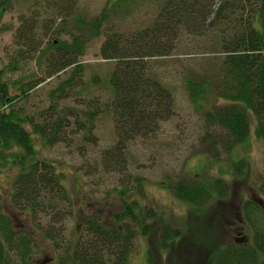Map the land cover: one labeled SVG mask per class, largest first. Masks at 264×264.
Here are the masks:
<instances>
[{"label":"trees","instance_id":"16d2710c","mask_svg":"<svg viewBox=\"0 0 264 264\" xmlns=\"http://www.w3.org/2000/svg\"><path fill=\"white\" fill-rule=\"evenodd\" d=\"M11 2L0 0L1 14ZM148 2L152 13L147 23L127 29L126 21L138 0H108L102 12L90 20L75 17L77 0H36L34 4L50 12L51 20H59L57 39L34 47L33 30L39 26L42 15L38 12L30 19L25 17L15 36L18 54L27 47L28 51H38L40 58L51 56L50 76L72 68L57 89L61 96L65 93L63 85L73 84L82 75L79 59L88 43L104 36L100 56L116 62L109 84L118 135L113 150L105 154V162L122 161L128 141L157 132L160 123L174 115L172 92L153 70L163 59L190 46H204L213 54L192 73L186 87L195 110L227 138V152L248 141L252 123L256 138L264 141V0ZM64 35L68 38L62 39ZM11 66L12 70L18 69L17 61ZM32 89L31 85L21 87V94L11 97L0 83V167L14 166L20 170L12 196L13 207L31 214L34 229L53 252L49 263L128 264L136 234L149 236L153 232L150 223L155 220V212L128 201L129 190L124 185L120 190L122 213L110 215L109 221L100 213L91 214L82 229L68 235L66 218L73 215L74 205L56 164L38 159L33 139V135L42 141L56 139L63 119L58 116L52 125H41L17 108L16 101ZM49 110L59 115L55 101ZM97 113L98 109L88 111V118L93 121ZM76 124L88 128L85 122L77 120ZM26 126H31L32 132ZM245 166V160L236 161L234 176L243 177ZM226 191L222 178L180 180L174 184L175 196L189 207V219L183 227L163 224L162 245L188 240L191 248L198 246L202 250L199 261L205 264H259L264 255V205L247 201L242 207L243 222L252 234L250 239L242 243L223 241L218 234L227 231L224 219L237 218L239 214L231 208L228 215L220 211ZM215 213L219 214L216 218ZM259 215L262 221L258 220ZM213 218L218 226L213 224ZM33 235L15 230L0 207V264H34Z\"/></svg>","mask_w":264,"mask_h":264},{"label":"rangeland","instance_id":"374dc122","mask_svg":"<svg viewBox=\"0 0 264 264\" xmlns=\"http://www.w3.org/2000/svg\"><path fill=\"white\" fill-rule=\"evenodd\" d=\"M35 1L12 0L6 12L0 13V83L11 97L20 95L21 87H33L15 105L35 123L52 125L58 116L63 119L56 139L42 141L36 135L33 139L39 152L38 159L56 164L61 182L74 205L73 215L66 218L67 234L82 229L91 214L100 213L109 221L110 215L122 213L120 190L126 185L128 201L138 202L145 210L155 212V220L150 223L153 232L149 236L136 234L128 264H205L199 261L202 250L198 246L191 248L188 240L163 246L160 227L163 224L171 228L183 227L189 219V207L175 196L174 184L180 180L197 182L222 178L227 197L219 206L222 207L220 211L228 215L231 208L237 209L239 214L237 218L227 216L230 218L224 219L227 231L221 230L218 236L231 243L250 239L252 234L243 222L242 207L247 201L264 205V141L256 138L252 123L248 141L227 152V138L223 137L220 128L207 123L195 110L186 83L192 73L213 56L210 50L204 46L185 47L179 54L158 63L153 71L172 92L174 115L161 122L157 132L138 135L128 141L122 161L105 162V154L113 150L118 141L111 108L113 90L109 84L116 62L100 56L104 36L94 38L79 59L82 75L73 84L63 85L65 93L58 95L59 85L69 77L72 68L50 76L51 56L40 58L38 51H28L27 47H24L25 53L18 54L15 36L25 17L30 19L38 12L42 15L39 26L33 30L34 47L37 48V43L46 45L57 39L59 20H51L50 12L36 6ZM107 1L77 0L75 17L90 20L102 12ZM151 13L148 0H138L126 21V28L147 23ZM65 38L68 37L62 36ZM15 60L18 69L12 70ZM55 93L57 96L53 97ZM53 100L59 115L49 110ZM97 109L94 120H90L88 111ZM77 120L85 122L88 128L82 129L76 124ZM26 128L32 132L31 126ZM87 136L89 140H86ZM240 159L245 160L246 166L243 177L238 178L234 176V163ZM19 175L17 167H0L1 210L11 219L15 230L34 234V264H54L49 263L53 257L50 244L34 229L31 214L12 205ZM215 218L212 222L218 226ZM258 220L262 221V216L259 215ZM42 223H46V219H42ZM259 262L264 264V255Z\"/></svg>","mask_w":264,"mask_h":264}]
</instances>
